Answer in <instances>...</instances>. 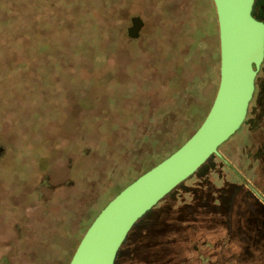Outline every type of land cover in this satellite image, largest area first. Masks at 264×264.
I'll return each instance as SVG.
<instances>
[{"label": "rangeland", "instance_id": "rangeland-1", "mask_svg": "<svg viewBox=\"0 0 264 264\" xmlns=\"http://www.w3.org/2000/svg\"><path fill=\"white\" fill-rule=\"evenodd\" d=\"M218 79L212 0H0V264H67L116 191L196 129ZM263 81L264 57L245 118ZM249 124L135 221L115 264H264L249 153L264 124Z\"/></svg>", "mask_w": 264, "mask_h": 264}, {"label": "water", "instance_id": "water-1", "mask_svg": "<svg viewBox=\"0 0 264 264\" xmlns=\"http://www.w3.org/2000/svg\"><path fill=\"white\" fill-rule=\"evenodd\" d=\"M219 43V79L204 118L172 152L136 176L97 212L67 264H113L128 231L147 210L191 175L243 122L264 57V22L252 13L254 0H212ZM127 33L142 24L131 17Z\"/></svg>", "mask_w": 264, "mask_h": 264}, {"label": "trees", "instance_id": "trees-1", "mask_svg": "<svg viewBox=\"0 0 264 264\" xmlns=\"http://www.w3.org/2000/svg\"><path fill=\"white\" fill-rule=\"evenodd\" d=\"M258 1L259 0H254V2H253V6H252V10H251V13L253 14V10H254V8L256 7V5H257V3H258ZM260 3V2H259ZM254 16V15H253ZM262 90H263V97H261V99L260 100H263V98H264V81H263V87H262ZM260 100H258V102L260 101ZM259 105H260V107L258 106V108H260V110H262V112H258L257 113V115L255 116L254 115V117L253 118H251V119H249V118H244V122H248V123H250L249 125L250 126H252V129H253V127H255V125H260V124H264V117H262V115L264 114V101H262V102H260L259 103ZM200 124V123H199ZM264 126V125H263ZM178 147V146H177ZM176 147V148H177ZM175 148V149H176ZM173 151V150H172ZM171 151V152H172ZM250 154H251V156H252V159L254 160H256V167H255V170H256V172L257 173H259V176H258V181L260 180L261 182H262V185L264 186V140L263 141H261V142H259V143H257V144H254L253 145V147H252V149H251V151L249 152ZM167 156V155H166ZM210 157V156H209ZM147 170V169H146ZM145 171V170H144ZM143 171V172H144ZM141 174V173H140ZM133 180V179H132ZM131 180V181H132ZM128 184V183H127ZM126 185V184H125ZM124 185V186H125ZM124 186H122V187H120L117 191H116V193L120 190V189H122ZM115 193V194H116ZM139 219V218H138ZM117 255H118V250H117V252H116V256H115V258H114V261H113V264H115L116 263V259H117Z\"/></svg>", "mask_w": 264, "mask_h": 264}]
</instances>
